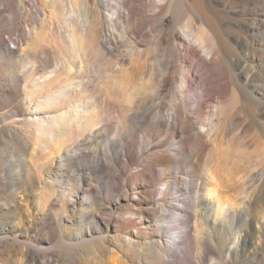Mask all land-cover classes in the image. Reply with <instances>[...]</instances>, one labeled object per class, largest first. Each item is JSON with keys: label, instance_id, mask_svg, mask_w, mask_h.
<instances>
[{"label": "bare ground", "instance_id": "1", "mask_svg": "<svg viewBox=\"0 0 264 264\" xmlns=\"http://www.w3.org/2000/svg\"><path fill=\"white\" fill-rule=\"evenodd\" d=\"M32 1L34 7L39 6L40 0ZM86 1L87 5L90 2L93 13L89 28L82 27L73 18L80 7L86 6ZM173 1L120 0L127 7L126 12L116 4L110 14L104 13L106 16L102 13L104 0H71L70 9L65 7V0H51L54 10L50 17L43 18L41 25L33 30H24L28 33V42H22L23 34L5 37L0 31V107L9 106L7 111H0V145L13 143L20 156L19 163L11 165L0 180V264L10 261L61 264L62 258L52 259L47 253L53 240L48 225L51 222L61 226L75 224L76 214H79L80 226L72 233L75 242L70 246L92 254L89 261L81 264H178L177 244L183 243L189 249L194 241L203 259L213 258V250L220 245L221 264H263L264 222L249 221L246 216L239 238L231 236L237 214L244 217L248 204L243 201L240 207L233 208L226 197L223 199L215 172L209 169V180L201 186H194L193 173L181 182L160 178L164 181L163 187H156L155 172L183 163L190 150L193 160L208 147H216L215 135L226 114L225 104L219 96L216 98L217 81L228 77L227 66L237 67L240 79L264 95V84L254 82L258 77L264 81V60H260L257 68L248 60L247 53V60L234 59L231 55V48L242 49L247 39L237 38L232 43L225 30L209 19L206 13L209 0H182L194 9L201 24L192 25L190 16L189 23L167 32L170 21L165 12ZM238 1L249 4L247 10L252 14L264 16V0ZM21 6L28 11L33 5L21 0ZM5 8L6 4L0 6V14ZM63 14L61 25L53 32L49 26L51 21ZM120 16L127 20L123 37L130 38V49L119 57L115 66L102 65L92 78L87 68L90 54L116 56L121 40L114 32L113 23ZM131 21L148 24L146 33H157L158 43H166L175 57L186 51L199 58L204 67L193 73L191 66L183 65L176 81L184 98L172 101L171 108L163 113L155 108L157 105H151V110L141 116V120L151 122L161 131L173 130L175 138L162 154L159 150L165 148V141L150 139L146 147L148 157H141L139 171L127 178L135 186L113 194L116 190L113 162L125 157L123 162L128 166L134 159L135 142L128 141L124 135L119 142L102 145L107 118L116 121L118 112V124L123 127L124 118L141 114L131 108L143 109L147 96L159 91L158 87L171 79L164 76L151 84V76L148 80L142 78L148 69L149 50L136 44L133 34L137 33L138 26H128ZM103 24L108 31L105 41L101 39ZM262 27L264 19L248 30H262ZM9 41L17 50L11 49ZM257 43L264 54V32ZM19 50L22 53L18 54ZM214 60L223 62L219 71L210 68ZM12 65L15 68L11 69ZM186 72L192 74L193 81ZM198 85L202 94L194 98L189 92H196ZM192 99L196 100L197 107L190 104ZM205 109L207 119L198 118ZM183 135L186 140L180 139ZM221 153L226 156L227 149L222 148ZM207 158L211 160L212 154ZM257 174L261 176L254 185L257 192L254 201L261 203L264 170ZM104 185H107V198L101 196ZM181 185L188 195L187 207L167 202L168 195ZM173 209L180 217L176 228L185 227L177 236L164 233L168 234L166 223ZM252 226L257 227L254 236ZM216 228L219 236L212 231ZM50 254L56 256V251ZM72 260L79 262L76 257Z\"/></svg>", "mask_w": 264, "mask_h": 264}, {"label": "rangeland", "instance_id": "2", "mask_svg": "<svg viewBox=\"0 0 264 264\" xmlns=\"http://www.w3.org/2000/svg\"><path fill=\"white\" fill-rule=\"evenodd\" d=\"M26 1H30L33 5L32 7H28V11L22 9L21 0H0V6L6 4V8L3 13L0 14L1 33L5 37H16L18 34H23L22 42L24 43L28 42V33H24V30L26 29V32H28L29 30H33L35 26H40L41 20L43 18L46 19L50 17L51 12L54 10L50 6L52 4L51 0H40L39 6L37 7H34V1ZM70 1L71 0H65V7L68 9L71 7L69 3ZM119 1L120 0H104L102 7L103 15L107 16V14H104L105 12H109L110 14L113 10V6L116 4H119V7L123 12H126L127 7L120 4ZM39 7L41 11L39 10ZM248 7L249 4L238 0H209L206 3V13L209 19L212 18L211 20H215L214 22L225 30L232 43H234L237 38L247 39V42L244 44L242 49L236 50L232 47L234 49L233 50L231 48L232 57L234 59L241 57L243 60H247L245 55L247 53L248 56H250L248 60L253 62V64L259 68L258 63H260V60H264V54L260 52L257 42L263 35L264 27H262V30L258 29L255 31H249L248 27L251 25H257L259 20L264 19V16L252 14L249 10H247ZM150 9H153V4H151ZM155 10L158 11L159 9L156 8ZM165 13L170 21L167 25V32L169 29H180L182 25L189 23L190 16L192 25L199 27L201 24L198 17L194 14V9L190 5L184 4L182 0H174L172 6L168 5ZM65 17L68 16L65 15ZM54 18L55 19L51 21L49 26L52 28L50 29L53 32H56L58 24L61 25L64 19V14L58 15L57 17L55 16ZM73 18H75L78 22H81L82 27L89 28L92 25L93 20L90 2H88L87 5L86 1V6H83V8L80 7L79 13H75ZM126 22L127 20L120 16L116 22L113 23L114 32L121 40L120 45L115 52V57H106L103 54L99 55L92 53L87 58L89 62L87 64V68L90 70V76L92 78H95L96 71L100 69L102 65L105 64L110 67L115 66L119 57L122 54L127 53L130 49L131 44H129L128 41L130 38L128 37L129 39H125V37H123L124 26L127 25ZM128 26H138L137 33L133 34L137 41L136 44L139 48L146 51L149 50L147 53L149 56L148 69L145 70L146 73L142 75V78L148 80L151 76V84L159 82L164 76H171V79L163 86H157L159 91L156 93L153 92L147 96L145 99L146 104L143 109L131 108L133 112L136 110L140 111L141 114H131V116L124 118V124H122L124 128L120 127L118 124V112L115 113L117 122L113 121L109 117L107 118L106 121L108 124L105 125V136L102 138V145H106L111 142H119L122 140L124 135L127 136L128 141L133 140L135 142L132 152V157L134 159L130 160L128 166H126L123 162L125 157H121L122 161L117 158L113 162L112 172L116 177V181L114 180L116 190L113 194L121 192L124 189H131V187L135 186V184H130V182L127 181V178L139 171L138 162L140 158L148 157L146 147L150 139H160L165 141V148H162L163 150H159L160 152L158 151L159 154H162L165 149L167 150L171 147L175 138L173 130L161 131L155 125L151 124V122L141 120V116H143L147 110H151V105H157L155 108L161 109V112L163 113V110L167 111L171 108L172 101L184 98L185 95L181 93L176 81V77L182 72L183 65L186 64L191 66L193 73L198 72L204 67L199 58H194L192 55H188L186 51L182 50L180 55H178L179 57H175L171 48H169L166 43H158L157 33H146L149 30L148 24L139 25L135 24V21H131ZM102 30L103 35L101 39L105 41L108 32L106 24H103ZM9 46L13 49V51L17 50V46L12 44L10 41ZM25 46L26 45L24 44L23 48H25ZM181 48L185 49V46H182ZM20 53H22V51L19 50L18 54ZM222 63L223 62L221 60H214L210 65V68L214 71H219L223 68ZM13 68H15V65L11 66V69ZM227 68L229 70L228 77L217 81L219 84L217 89L219 90L216 98L219 96L220 100L225 104L226 114L224 115L222 124L218 128L215 135L216 147H208L209 149L207 148L198 153L197 156L195 155L193 160L191 159L192 151L190 150L188 158L183 163L178 165L172 164L164 171L155 172L154 175L155 179L158 181L156 187H163L162 185L164 181L160 180V178H164L167 181L181 182L184 181V179H187L189 174L193 173L195 181L194 186H201V184L203 185L204 182L209 180V169L215 172L220 184V190L222 191H220V194L221 196L223 195V199L226 197L225 199H228L231 202L233 208H238L242 205L243 201H247L248 208L245 209V216L242 217L241 214L238 213L236 221L232 224L231 228V236L235 235L236 238H239L238 232L245 226L246 219L249 221H257L260 219L264 222V201L261 203H256L254 201L257 194L254 190V185L257 184V179L261 176L257 173L264 170V95L261 94L255 86L251 84L247 86L246 81L240 79L237 67L227 66ZM173 74H175V76H173ZM185 75L193 81L191 76L192 74L186 72ZM254 82L264 84L261 77L256 78ZM246 87L247 89H245ZM201 94L202 89L200 88V85L196 87V92H189V95L194 98H196V95L200 96ZM190 104L196 107L198 106L195 99H192V103ZM186 106L188 105L186 104ZM8 109L9 106L0 107V111H7ZM207 111V109L200 111L197 115L198 118L205 119V117H208ZM194 120L198 121L196 118H194ZM180 139L186 140V136L183 135ZM222 148L227 149L226 156L221 153ZM209 153L212 154L211 160L207 158ZM19 161L20 156L17 155V150L13 143L4 142L1 144L0 180L5 171L12 167L11 165L19 163ZM106 188L107 185L102 187L101 196L104 198H107L108 195ZM184 191L185 188L181 185L179 190L177 189L172 191L168 195L169 200L167 202H173L175 205L187 207L188 195ZM0 197L2 196L0 195ZM181 200H186V202H181ZM58 208L56 210H58ZM179 218L180 217L176 212V209H173L172 215L166 223L168 227V234L166 231L164 232L166 235H178L180 230L185 231V227L182 229L183 226H181L180 229L176 228L179 226ZM74 219L76 221L75 224H66L65 226H61L51 222V224L48 225V228L52 230L53 240L47 248V253L52 259L56 260L57 258H62L61 264H81L92 258V254L88 252V250L81 251L80 249H75L70 246L71 243L75 242V239H73L71 235L75 232V229L80 226V224L77 223L80 221L79 214H76ZM251 228V235L254 236V233L257 232V227L255 228V226H252ZM218 230L219 228H216L212 231L214 234L219 236ZM261 240L263 241L261 246L262 256L264 253V231ZM50 251H56V256L51 255ZM177 252L178 259L180 260L178 264H221L223 261V250L220 245H217V248L213 250V258L207 259H203L199 256V253L196 251L195 241L191 243L189 249H187L183 243H178ZM72 257H76L79 262L75 263L72 260ZM7 264L14 263L13 261H10Z\"/></svg>", "mask_w": 264, "mask_h": 264}]
</instances>
